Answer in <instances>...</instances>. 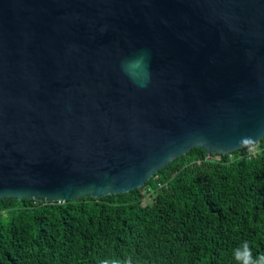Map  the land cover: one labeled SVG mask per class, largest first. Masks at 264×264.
<instances>
[{
    "label": "water",
    "instance_id": "water-1",
    "mask_svg": "<svg viewBox=\"0 0 264 264\" xmlns=\"http://www.w3.org/2000/svg\"><path fill=\"white\" fill-rule=\"evenodd\" d=\"M264 139V0H0V201L142 188Z\"/></svg>",
    "mask_w": 264,
    "mask_h": 264
},
{
    "label": "trees",
    "instance_id": "trees-1",
    "mask_svg": "<svg viewBox=\"0 0 264 264\" xmlns=\"http://www.w3.org/2000/svg\"><path fill=\"white\" fill-rule=\"evenodd\" d=\"M194 148L142 188L65 203L0 201V264H236L264 254V139L256 154Z\"/></svg>",
    "mask_w": 264,
    "mask_h": 264
},
{
    "label": "clouds",
    "instance_id": "clouds-1",
    "mask_svg": "<svg viewBox=\"0 0 264 264\" xmlns=\"http://www.w3.org/2000/svg\"><path fill=\"white\" fill-rule=\"evenodd\" d=\"M232 257L236 264H264V254L256 255L251 246L245 242L232 250ZM101 264H132L131 259L116 256L105 257Z\"/></svg>",
    "mask_w": 264,
    "mask_h": 264
},
{
    "label": "built area",
    "instance_id": "built-area-1",
    "mask_svg": "<svg viewBox=\"0 0 264 264\" xmlns=\"http://www.w3.org/2000/svg\"><path fill=\"white\" fill-rule=\"evenodd\" d=\"M257 145H258V143L257 144H255V145H252V146H249V147H247V152H248V155H254V154H256V148H257Z\"/></svg>",
    "mask_w": 264,
    "mask_h": 264
}]
</instances>
